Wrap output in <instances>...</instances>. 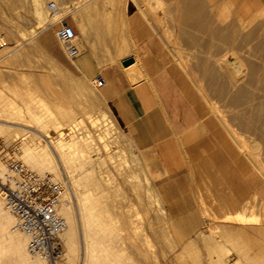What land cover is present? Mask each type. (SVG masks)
<instances>
[{
    "label": "rangeland",
    "instance_id": "1",
    "mask_svg": "<svg viewBox=\"0 0 264 264\" xmlns=\"http://www.w3.org/2000/svg\"><path fill=\"white\" fill-rule=\"evenodd\" d=\"M31 1L33 0H0V123L21 122L18 117H22L21 114L27 116L25 113L28 114L30 110L37 112V115L35 114L37 120H40L41 115L45 113L42 116L44 122L42 119L39 121L43 123L39 124V128L43 131L48 128V131L52 132L53 140L57 142L60 137L57 131L55 132V124L66 127L75 113L80 119L82 118V125L89 129L93 126L92 121L99 119L96 120L99 123H94L93 127H104L100 141L102 147L99 150V159L103 160L101 159V163L97 162L98 160L93 162L94 173L100 177L106 174L107 180L110 179V182H107L109 191L105 190V194L110 196L109 199L119 200L123 195L125 200L127 199V202L123 197L120 199L123 201L122 208L118 207V209L115 206L116 213L132 214L135 210L131 219L133 225H136L137 234L144 231L142 233L144 236L141 238L143 237L145 243L142 239L140 243L143 247L147 246L145 249L149 253L148 256H139L131 252L129 243L124 241V247L130 248L127 250L125 247L124 251L127 252L124 255L129 263L131 261V264H235V262L264 264V234L253 230V227L262 224L264 218V179L248 159L244 157L238 159L236 155L233 157L232 153L240 152V149L208 108L209 102L215 104L216 101L217 105L220 104L219 108L226 110L223 111L226 118L230 119L244 106L245 101L242 100L238 105L236 104L237 106L234 105L238 107L237 109L232 108L234 91L230 90V93L225 90L228 89L226 83L228 77L226 78L227 75L224 73L228 70L226 68L229 63L237 62L236 54H231L235 51L241 54L243 50L249 48V50L253 49V52L260 53L259 49L262 47L261 53L264 54V38L257 35L261 30L260 27H264V18H257L244 30L241 28L242 24H247L257 15L256 13L264 6V0H136L137 2L135 0H43V8L46 10H43L42 14L33 11V6H30ZM48 2H55L60 8L55 17L56 13L48 8ZM144 9L146 15L142 12ZM59 20L68 22L79 35L78 40L76 39L72 45L84 47L74 58L71 50L69 52L65 50L68 44L59 40L56 35ZM137 30L141 31V34L135 35ZM47 34L49 38L45 40L44 36ZM169 43L172 44L171 46L175 44L176 50L181 52L179 54L187 69L189 68L188 71L193 73V79L185 74L186 72L171 54L168 49ZM82 54L89 56V62L95 66L94 73H86L81 67L79 60ZM130 55L134 56L135 60L125 67L122 60ZM226 61L230 62L227 64ZM221 62L222 70H220ZM165 69L172 71L187 97L189 106L195 107L200 113L198 123L196 122L191 130L173 139L170 154L166 157L169 161L164 160L163 155L152 142L139 137L126 112L125 100L120 97L123 93L117 92L121 86H133L138 83L130 80L128 74L130 71L136 75L130 73L133 81H141L150 79L153 74ZM97 75L105 78L106 83L103 86L96 85ZM194 80L197 84H201L198 85L199 88L203 87L201 90H204L203 93L198 92L200 89L198 85L195 86ZM221 85H223V93L218 96L217 92ZM205 97H209L207 98L209 102ZM229 97L232 98L231 101ZM10 115L13 120H10ZM57 119L61 124L57 123ZM229 121L232 123L231 119ZM45 122L50 127H47ZM17 125L10 129L12 131L18 129ZM20 126L24 127L18 125ZM31 126L34 127L35 124ZM117 127L119 134L116 132ZM108 128L114 129V132L110 130L112 135H118L115 143L111 142L113 137L110 138L111 133ZM105 131L108 132V136ZM242 135L247 138L246 133L243 132ZM23 138H26L23 141L28 144L43 145L44 143L41 138L31 135H24ZM3 139L4 137L0 136V159L3 160L5 167L10 160L26 164L22 158L24 151L22 139L10 138L9 141ZM206 141L219 148L235 171L230 172L225 161L223 162L222 155L219 156L215 147L210 145L206 147ZM106 143L107 146H104ZM65 148L66 151L69 150L66 146ZM259 156L263 161L264 155L259 154ZM220 159L223 160L219 161ZM78 160L79 156L76 154L74 159L67 161L66 164L71 163L65 164V168L70 167L67 170L63 169L62 174L65 175L66 188L71 192L76 214L80 217L71 183V178L81 176ZM262 163L264 164V161ZM26 166L29 167L28 164ZM33 170L37 171V169ZM236 178L238 180H235ZM131 180L134 182L131 183ZM137 182L140 186L136 184ZM145 189L150 190L149 193ZM120 193L122 195L119 196ZM128 202L130 204H127ZM124 204L128 206L124 207ZM127 208L131 211L129 212ZM229 225L234 227V230ZM59 243L57 253L60 257L66 253V248L60 240Z\"/></svg>",
    "mask_w": 264,
    "mask_h": 264
},
{
    "label": "bare ground",
    "instance_id": "2",
    "mask_svg": "<svg viewBox=\"0 0 264 264\" xmlns=\"http://www.w3.org/2000/svg\"><path fill=\"white\" fill-rule=\"evenodd\" d=\"M43 0H33L31 1V7L34 8L33 11L38 14H42L43 10H46L43 8ZM96 1V0H95ZM94 1V2H95ZM190 1V0H189ZM30 2V1H29ZM135 2H137L135 0ZM98 3V2H97ZM96 3V4H97ZM188 3V2H186ZM138 4V3H137ZM141 4V3H139ZM142 5V4H141ZM145 6V5H144ZM139 7V5H138ZM141 8V7H140ZM143 8V7H142ZM141 8V9H142ZM58 8L55 11L54 17L57 15V12H59ZM97 9V8H96ZM140 9V10H141ZM225 9V8H224ZM89 10V9H88ZM222 10V9H221ZM61 11V10H60ZM146 10H142L144 14L146 15ZM45 12V11H44ZM48 12V11H47ZM141 12V11H140ZM150 14V13H149ZM253 18L247 24H242V29L244 30L248 25H250L252 22H254L257 18H264V6L260 8V10L256 13ZM228 15V14H227ZM41 16V15H40ZM74 16H76L74 14ZM47 17V15H46ZM147 18L149 16H146ZM145 17V18H146ZM45 18V17H44ZM48 18V17H47ZM53 18V14H52ZM109 18V17H108ZM219 18V17H218ZM78 19V17H77ZM119 19V18H118ZM153 19V18H152ZM222 19V18H221ZM226 19V18H225ZM242 19V18H241ZM43 20V19H42ZM120 20V19H119ZM261 20V19H260ZM151 21V19H150ZM184 21V20H183ZM44 22V20H43ZM152 22V21H151ZM186 22V21H185ZM263 22V21H262ZM38 23V22H37ZM155 23V22H154ZM43 24V23H42ZM209 25V24H208ZM264 25V23H263ZM111 26V25H110ZM114 27V26H113ZM158 27V26H157ZM238 27V26H237ZM263 27V26H262ZM261 28L259 34H257L259 37L264 38V27ZM156 28V27H155ZM259 28V26H258ZM109 29V28H108ZM122 29V28H121ZM218 30V29H217ZM247 30V29H246ZM259 30V29H257ZM110 31V30H109ZM192 31V29H191ZM220 31V30H219ZM158 32V31H157ZM161 32V31H159ZM169 32V31H168ZM186 32V31H185ZM223 32V31H222ZM236 32V31H235ZM244 32V31H243ZM249 32V31H248ZM254 32V31H253ZM163 33V32H161ZM160 33V36L162 35ZM171 33V32H170ZM213 33V32H212ZM240 34V32H238ZM257 33V31H256ZM253 34V33H252ZM251 34V35H252ZM165 35V34H163ZM255 35V32H254ZM252 35V36H254ZM122 36V35H121ZM194 36V35H193ZM239 36V35H238ZM243 37V35H241ZM178 37V36H177ZM241 37V38H242ZM49 34L44 36L45 40H48ZM78 36H76L74 39H77ZM184 38V37H183ZM182 38V39H183ZM222 38V37H221ZM251 38V37H250ZM165 39V38H164ZM173 39V38H172ZM180 39V38H179ZM193 39V38H191ZM252 39V38H251ZM3 40V39H2ZM166 40V39H165ZM170 40V39H169ZM178 40V39H177ZM184 40V39H183ZM213 40V39H212ZM263 40V39H262ZM187 41V40H186ZM202 41V39L200 40ZM252 41V40H251ZM167 44L168 41L166 40ZM181 42V41H180ZM172 43V42H171ZM188 43V42H187ZM194 43V42H193ZM221 43V42H220ZM234 43V42H233ZM241 43V42H240ZM259 43V42H258ZM170 44V43H169ZM201 44V43H200ZM172 44L168 45V49L170 50L171 54L175 57L177 60L178 64L182 67L185 74L189 75L192 78V74L190 73L189 68L187 69V66L185 62L183 61L181 55L175 48L174 46H171ZM229 46V45H228ZM40 47V46H39ZM186 47V46H185ZM198 47V46H196ZM213 47V45H212ZM252 47V46H251ZM183 48V47H182ZM193 48V47H192ZM202 48V47H201ZM225 48V47H224ZM242 48V47H241ZM187 49V48H186ZM168 50V51H169ZM196 50V49H195ZM253 49L249 50L245 49L241 54H238L233 52L231 54H236V57L238 58L237 62L235 63H229L230 61H226L228 68H226V78L228 77V92H233V99L231 97L230 101L231 104L233 105L232 108L238 105V102L244 100V106L239 109L237 112H235L234 115L229 114L231 117V122L229 123L230 119L226 118V115L224 114L221 108H219L216 104L209 102V97H205L207 101L209 102L208 108L210 109L211 113H213L217 119L219 120L220 124L224 126V128L227 130L228 134L230 135V139L234 141V143L238 146L240 149V152H235L232 153L233 157L234 155L238 156V159L240 157H244V159H248V161L253 165V167L256 169V171L259 172L260 176L264 179V164L262 163L261 159L259 158V154L264 155V54L261 53L262 47L260 53L258 52H253ZM224 51V50H223ZM256 51V50H255ZM207 52V51H206ZM225 54V53H224ZM229 54V52H228ZM206 55V54H205ZM227 56V54H225ZM222 56V55H221ZM203 57V56H202ZM212 57V56H211ZM235 57V56H234ZM235 57V58H236ZM187 58H189L187 56ZM186 58V62L187 59ZM226 58V57H225ZM185 59V57H184ZM203 59V58H202ZM209 60V59H208ZM234 60V59H233ZM195 61V60H194ZM225 61H223L224 63ZM217 63V61H216ZM160 65V63H159ZM222 62L220 63V70L221 69ZM165 67V66H164ZM209 67V66H208ZM194 68V67H193ZM192 69V67H191ZM193 70V69H192ZM196 73V71H195ZM143 74V73H142ZM219 75V74H218ZM222 75V74H221ZM219 75V76H221ZM207 76V75H206ZM212 76V75H211ZM188 77V76H187ZM224 77V75H223ZM207 78V77H205ZM193 79V78H192ZM201 79V78H200ZM217 80V79H216ZM192 81V80H191ZM195 81V80H194ZM197 81V79H196ZM194 82L197 86L200 83ZM198 82V81H197ZM194 85V84H193ZM201 85V84H200ZM198 85V88L200 87ZM205 85V84H204ZM203 85V86H204ZM212 86V85H211ZM205 87V86H204ZM196 88V87H195ZM203 87L199 88L200 91L202 92ZM214 88V87H213ZM214 90V89H213ZM207 91V90H206ZM224 91V92H227ZM230 92V93H231ZM206 93V92H204ZM218 96H221L223 93V85L218 90ZM228 94V93H225ZM233 94V93H232ZM32 96V95H31ZM37 96V95H36ZM207 96V94H206ZM227 96V95H226ZM212 97V96H211ZM222 98V97H221ZM28 99V98H27ZM42 98H40L41 100ZM216 99V98H215ZM213 98V100H215ZM218 100V98H217ZM212 101V100H211ZM29 102V101H28ZM206 102V100H205ZM214 102V101H213ZM225 102V99H224ZM230 103V102H229ZM242 103V102H241ZM208 104V103H206ZM227 104V103H226ZM237 104V105H236ZM45 105V104H44ZM235 105V106H234ZM224 106V105H223ZM228 106V105H227ZM226 106V107H227ZM231 107H229L231 109ZM29 108V107H28ZM236 108V107H235ZM238 108V107H237ZM236 108V109H237ZM34 109V108H32ZM227 109V108H226ZM229 109V110H230ZM232 110V109H231ZM234 110V109H233ZM1 111V110H0ZM29 111V110H28ZM235 111V110H234ZM233 111V112H234ZM16 112V111H15ZM21 113V111H19ZM36 112V111H35ZM33 110L29 111L28 114L25 113L27 116L22 115V117H18V120L20 119L21 122L15 123L14 121H3L4 123H0V136L4 137V139L8 140L10 138H13L14 140H17L18 138L22 139L21 141H25L26 138H23L24 135H31L35 138H41L44 140L43 145H36V144H28L26 142H21L23 144L24 151L23 152V160L30 169H37V171H40V173H46L49 172L54 175L56 180L59 182L64 183V176L62 174L63 169L67 170L68 168H65V164L67 161L74 159V156L76 154L79 156V165L81 168V176L78 178H71V183H72V188L74 189V193L76 196V200L78 203V210H79V215L80 217L77 216L75 207L73 205V200L71 198V195L66 188L64 198H63V203L60 208V212L62 215L65 217L67 221V228L59 234V240L61 243L66 248V253L64 255H61L58 257L56 260L48 257V256H42V255H36L33 256L31 255L28 250H27V237L19 230H16L14 228L15 225V217L7 210L5 201L3 198V195L1 193V183H0V264H131V261H127V257L124 255L125 247L123 245L124 241H127L130 245V248L132 249L131 252H134L135 254L139 256H148L147 254V246L143 247L142 244L140 243L142 233L137 234L135 226L133 225V220L131 219L133 217V211L132 216L130 214H118L115 212L114 209H117L118 207L122 206L123 201H120V199L124 196H122L119 200L115 199H109L107 194H105V190H108V183L110 182V179L107 180L105 176L106 174L103 175L102 177L96 175L94 173V168H93V162L98 160L97 162L101 163L103 160L102 158L99 159L100 157V147H102V144L100 143L102 135L104 133V127L100 126L103 128H100L99 126L93 127L94 123H97L96 120H99L98 118L93 123V128L90 127H84L82 125V118L80 119V116L73 119L71 122H69L66 127H60L55 124V121L53 124L56 125L55 132L57 131L59 135V140L56 142L53 140V137L51 136L52 132L48 131L45 129L44 131L39 128V124L44 122L43 120H37L35 114L37 115V112L35 113ZM5 113V112H4ZM12 113V112H11ZM10 113V114H11ZM14 113V112H13ZM96 113V112H95ZM227 113V112H226ZM232 113V111H231ZM19 114V113H18ZM94 114V113H93ZM233 114V113H232ZM2 115V114H1ZM5 115V114H4ZM40 115V114H39ZM7 116H8V111H7ZM14 116V115H13ZM16 116V115H15ZM14 116V117H15ZM106 116V115H105ZM5 117V116H3ZM53 117V116H52ZM82 117V116H81ZM10 120H13L14 118L11 117L10 115ZM13 118V119H12ZM90 118V117H89ZM92 118V116H91ZM113 118V117H112ZM111 118V119H112ZM205 118V117H204ZM1 119V118H0ZM55 119V118H54ZM110 119V120H111ZM216 119V120H217ZM227 119H229L227 121ZM236 119V121H234ZM116 120V119H115ZM111 120V121H115ZM202 120V119H201ZM200 120V121H201ZM17 121V120H16ZM42 121V122H39ZM47 121H49L47 119ZM57 123H60L59 120L57 119ZM90 121V120H89ZM106 121V120H105ZM199 121V122H200ZM2 122V121H1ZM24 122V123H22ZM52 122V121H51ZM50 122V123H51ZM46 123V122H45ZM99 123V122H98ZM97 123V124H98ZM113 123V122H112ZM198 123V122H197ZM15 124L22 125L24 127H17L18 129H14L13 131L10 129L11 127H15ZM35 124L34 127L31 125ZM43 124V123H42ZM47 124V123H46ZM52 124V126H53ZM61 124V123H60ZM84 124V123H83ZM91 124V123H90ZM204 124V123H203ZM50 125V124H49ZM85 125V124H84ZM92 125V124H91ZM96 125V124H95ZM114 125V123H113ZM118 125V124H116ZM65 126V125H64ZM13 127V128H14ZM43 127H45L43 125ZM47 127L48 126L47 124ZM55 127V126H54ZM53 127V128H54ZM99 127V128H98ZM111 127V126H110ZM113 127V126H112ZM120 127V126H118ZM117 127V128H118ZM173 127V126H172ZM52 128V127H51ZM50 128V129H51ZM223 128V127H222ZM116 129V128H115ZM109 130V128H108ZM110 130H114L113 128ZM109 130V133L111 131ZM25 131V132H24ZM119 131L116 129V132ZM174 132L176 130H173ZM106 132V131H105ZM114 132V131H113ZM247 134V138H245L242 133ZM106 132L105 134H107ZM118 133V132H117ZM122 133V132H121ZM104 134V135H105ZM111 135L109 134L111 139V142L115 143V139L118 137V135ZM119 134V133H118ZM227 134V135H228ZM53 135V134H52ZM55 135V134H54ZM106 136V135H105ZM108 136V134H107ZM122 136V135H121ZM180 136V135H178ZM193 136V134H192ZM197 136V134H196ZM120 137V136H119ZM177 137V136H176ZM194 137V136H193ZM55 138V137H54ZM125 138V137H124ZM190 138V137H189ZM196 138V137H195ZM194 138V139H195ZM3 139V141H4ZM100 139V140H99ZM104 139V138H103ZM128 139V138H127ZM179 139V138H178ZM177 139V140H178ZM193 139V138H192ZM190 139V140H192ZM204 139V137H203ZM207 139V137H206ZM40 140V139H39ZM56 140V138H55ZM118 140V139H117ZM199 140V139H198ZM202 140V139H201ZM209 140V139H208ZM6 141V142H8ZM28 141V139H27ZM200 141V140H199ZM205 141V140H204ZM203 141V143H204ZM29 142V141H28ZM40 142V141H39ZM103 142V141H102ZM131 142V141H130ZM104 143V142H103ZM108 143V142H107ZM107 143L104 146H107ZM121 143V142H120ZM182 143V142H181ZM193 143V142H192ZM6 144V143H5ZM40 144V143H39ZM101 144V145H100ZM195 145V143H193ZM205 144V143H204ZM109 145V143H108ZM182 145V144H181ZM200 145V144H198ZM213 146L215 149H217V152L222 155L223 159H220L219 161L223 160L225 161L226 166L228 169L231 171H235L234 168L231 166V164L228 162V160L224 157V155L220 152L219 148L214 145L213 143H207L206 141V147L207 146ZM235 145V146H236ZM3 146V145H2ZM12 146V145H11ZM65 146L69 149L66 151ZM103 146V148H105ZM196 146V145H195ZM21 147V146H20ZM118 147V146H117ZM22 148V147H21ZM119 148V147H118ZM196 148V147H195ZM109 149V148H108ZM193 149V146H192ZM22 150V149H21ZM187 150V149H186ZM191 149H189L190 151ZM204 150V149H203ZM213 150V149H212ZM119 151V150H118ZM125 151V150H124ZM196 151V149H195ZM197 152V151H196ZM18 153V152H17ZM189 153V152H188ZM214 153V152H213ZM122 154V152H121ZM199 154V153H198ZM21 155V154H20ZM114 155V154H113ZM188 155V154H187ZM193 155V154H192ZM196 155V154H195ZM108 156V155H107ZM110 156V155H109ZM112 156V155H111ZM218 156V154H217ZM216 156V157H217ZM20 157V156H19ZM121 157V156H120ZM221 157V158H222ZM246 157V158H245ZM78 158V157H77ZM5 159V158H4ZM102 159V160H101ZM105 159V158H104ZM115 160V158H114ZM119 160V159H118ZM197 160V159H196ZM208 160V159H207ZM3 160L0 159V178H3L4 175L6 174L7 171V166L5 167ZM74 161V160H73ZM110 161V160H107ZM186 161V160H185ZM198 161V160H197ZM204 161V159H203ZM104 162V161H103ZM115 164V161H113ZM112 162V163H113ZM118 162V161H117ZM120 162V161H119ZM187 162V161H186ZM69 163V162H68ZM67 163V164H68ZM71 163V162H70ZM69 163V164H70ZM111 163V164H112ZM220 163V162H218ZM25 164V165H26ZM66 164V165H67ZM78 164V163H77ZM250 164V165H251ZM62 165V166H61ZM113 165V164H112ZM117 165V164H116ZM73 166V165H72ZM101 166H103L101 164ZM123 166V165H122ZM201 166V165H200ZM218 166V165H217ZM224 166V165H223ZM75 167V164H74ZM77 167V166H76ZM100 167V166H99ZM113 167V166H112ZM145 167V166H144ZM206 167V165H205ZM226 167V168H227ZM126 168V167H125ZM124 168V169H125ZM146 168V167H145ZM72 169V167H71ZM76 169V168H75ZM73 169V170H75ZM101 169V167H100ZM104 169V167H103ZM115 169V168H114ZM121 169V168H120ZM189 169V168H188ZM196 169V168H195ZM200 169V168H199ZM206 169V168H205ZM204 169V170H205ZM96 170V169H95ZM102 170V169H101ZM100 170V171H101ZM109 170V169H108ZM107 170V171H108ZM119 171V169H116ZM201 170V169H200ZM69 171V170H68ZM67 171V173H68ZM202 171V170H201ZM66 172V171H65ZM64 172V173H65ZM99 172V171H98ZM123 172V170L121 171ZM132 172V171H131ZM198 172V170H197ZM196 172V173H197ZM204 172V171H203ZM118 173V172H117ZM79 175V173H77ZM108 174V173H107ZM127 174V172H126ZM129 174V173H128ZM131 174V173H130ZM119 175V174H117ZM125 175V174H124ZM195 175V174H194ZM198 175V173H197ZM74 176V175H73ZM131 176V175H130ZM200 176V175H199ZM198 176V177H199ZM69 177V176H68ZM118 177V176H117ZM123 176L121 175V178ZM127 177V176H126ZM133 177V176H132ZM206 177V176H204ZM237 177V175H235ZM109 178V177H108ZM129 178V177H128ZM120 179V178H119ZM123 179V178H122ZM130 179H132L130 177ZM129 179V180H130ZM140 179V178H139ZM138 179V180H139ZM200 179V178H199ZM198 179V180H199ZM112 180V179H111ZM114 180V179H113ZM117 180V179H116ZM133 180V179H132ZM130 181L131 183L134 181ZM183 180V179H182ZM201 180V179H200ZM235 180H238L236 178ZM115 181V180H114ZM128 181V180H127ZM140 181V180H139ZM138 181V182H139ZM148 181V180H147ZM250 180H248L249 182ZM117 182V181H116ZM124 182V181H123ZM130 182H124L129 184ZM136 183L137 185L140 183ZM183 182V181H182ZM264 182V181H263ZM149 183V182H148ZM111 184V183H109ZM126 184V185H127ZM193 184V183H191ZM240 184V183H239ZM125 185V184H124ZM134 185V184H133ZM132 185V186H133ZM142 185V183H141ZM249 185L251 186L250 182ZM66 186V184H65ZM118 186V185H117ZM130 186V185H129ZM130 186V187H132ZM140 186V184H139ZM195 186V185H194ZM193 186V187H194ZM243 186V185H242ZM114 187V186H113ZM137 187V186H136ZM159 187V186H158ZM243 188V187H242ZM117 189V187H116ZM132 189V188H131ZM135 189V188H134ZM133 189V191H134ZM138 189V187H137ZM143 189V188H142ZM147 189V188H146ZM145 189V190H146ZM139 190H141L139 188ZM153 190V189H152ZM159 190V188H158ZM228 190V189H227ZM245 190V189H244ZM73 191V190H72ZM109 191V190H108ZM107 191V192H108ZM142 191V190H141ZM148 191V190H146ZM150 191V190H149ZM148 191V193H149ZM112 192V191H110ZM189 192V191H188ZM228 192V191H227ZM192 193V192H191ZM147 194V193H146ZM118 195V194H117ZM116 195V196H117ZM122 195L121 193L119 196ZM149 195V194H148ZM117 196V197H119ZM128 196V195H127ZM143 196V195H142ZM252 196V195H250ZM259 196V195H257ZM146 197V196H145ZM253 197V196H252ZM250 197L252 200L254 198ZM113 198V197H112ZM124 198V197H123ZM258 198V197H257ZM132 199V198H131ZM130 199V201H131ZM134 199V198H133ZM142 199V197H141ZM157 199V198H156ZM259 199V198H258ZM261 199V198H260ZM125 200V198H124ZM127 200V199H126ZM125 200V202H127ZM138 200V198H137ZM164 200V199H163ZM262 200V199H261ZM129 201V200H128ZM146 201V200H145ZM213 201V200H212ZM228 201V200H227ZM133 202V201H132ZM140 202V201H139ZM162 202V201H161ZM176 202V201H175ZM210 202V201H209ZM252 202V201H251ZM250 202V203H251ZM258 202V200H257ZM150 202H148L149 204ZM248 203V202H247ZM256 203V202H255ZM261 203V201L259 202ZM127 204H130L128 202ZM201 204V203H200ZM257 204V203H256ZM125 205V204H124ZM158 205V204H157ZM247 205V204H245ZM250 205V204H249ZM253 205V204H252ZM251 205V206H252ZM115 206L117 208H115ZM128 205H125L126 207ZM140 206V205H139ZM243 206V205H241ZM249 206V207H251ZM254 206V205H253ZM264 206V205H263ZM134 207V206H133ZM260 207V206H259ZM258 207V208H259ZM122 208V207H121ZM253 208V207H252ZM248 208V209H252ZM261 208V207H260ZM263 208V207H262ZM119 209V208H118ZM132 209V208H131ZM245 209V207H244ZM122 210V209H121ZM128 210V208H127ZM145 210V209H144ZM124 211V210H123ZM129 211V210H128ZM131 211V210H130ZM129 211V212H130ZM244 212V210H241ZM259 210H257L258 212ZM262 211V210H261ZM260 211V212H261ZM223 212V211H222ZM264 212V210H263ZM224 213V212H223ZM249 213V212H248ZM256 213V212H255ZM262 214V213H261ZM260 214V215H261ZM249 214H246V216ZM257 215V214H256ZM262 216V215H261ZM264 216V215H263ZM236 219V218H235ZM158 220V219H157ZM156 220V221H157ZM80 221V222H79ZM262 221V220H261ZM240 226V225H239ZM230 227V225H229ZM250 227V226H249ZM248 229H251L249 228ZM137 228V227H136ZM231 229L234 230V227H230ZM238 229V228H237ZM223 230V229H222ZM252 230V229H251ZM254 231H260L262 234H264V218L262 221V224L259 225L258 227H253ZM123 231H125L123 233ZM226 231V230H225ZM164 232V231H163ZM218 232V231H217ZM232 232V231H231ZM246 232V231H245ZM159 233V231H158ZM161 233V231H160ZM233 233V232H232ZM251 233V231H250ZM256 233V234H257ZM162 234V233H161ZM218 234V233H217ZM226 234V233H225ZM212 235V234H211ZM219 235V234H218ZM237 235V234H236ZM259 235V234H258ZM148 236V235H147ZM146 236V237H147ZM144 237V238H146ZM222 237V236H221ZM129 241H128V240ZM144 239H142L143 241ZM83 241V242H82ZM169 241V240H168ZM226 241V240H225ZM125 242V245L126 243ZM144 242V241H143ZM152 242V241H151ZM221 242V241H220ZM145 243V242H144ZM143 243V244H144ZM150 243V240H149ZM128 245V244H127ZM148 245V244H147ZM229 245V244H228ZM154 246V245H153ZM225 246V245H224ZM161 247V246H160ZM171 247V246H170ZM175 247V246H174ZM129 248V249H130ZM149 248V247H148ZM127 249V247H126ZM127 249V250H129ZM223 249V248H221ZM161 250V249H160ZM149 251V250H148ZM152 251V250H151ZM224 252V251H223ZM153 253V252H152ZM132 254V253H131ZM233 254V253H232ZM153 255V254H152ZM252 255V254H251ZM131 256V255H130ZM133 256V255H132ZM152 257V256H151ZM243 258V257H242ZM142 259V258H141ZM153 260V259H152ZM244 260V259H243ZM148 261V260H147ZM146 261V262H147ZM245 261V260H244ZM248 261V260H246ZM140 262V261H139ZM245 263V262H244ZM148 264V263H146ZM154 264V263H153ZM236 264V262H235ZM251 264V263H250Z\"/></svg>",
    "mask_w": 264,
    "mask_h": 264
},
{
    "label": "built area",
    "instance_id": "3",
    "mask_svg": "<svg viewBox=\"0 0 264 264\" xmlns=\"http://www.w3.org/2000/svg\"><path fill=\"white\" fill-rule=\"evenodd\" d=\"M47 5L52 11L59 8L55 2ZM56 35L68 44L77 32L68 22L59 20ZM74 49L69 44V50ZM95 82L97 86H103L106 80L98 75ZM0 183L6 208L15 217L14 228L27 237L28 252L56 260L59 257V234L67 228V221L60 212L65 184L56 180L54 175L39 173L17 160L8 162Z\"/></svg>",
    "mask_w": 264,
    "mask_h": 264
},
{
    "label": "crops",
    "instance_id": "4",
    "mask_svg": "<svg viewBox=\"0 0 264 264\" xmlns=\"http://www.w3.org/2000/svg\"><path fill=\"white\" fill-rule=\"evenodd\" d=\"M139 34L141 31L137 30L135 35ZM77 36L79 38L78 34ZM75 40H71L65 46L66 52H69V44L74 43ZM74 47L75 49L71 50L73 58L84 48L79 45ZM130 57L135 60L132 55L124 57L123 60ZM79 63L86 73L95 72V66L89 62L88 55L82 54ZM130 73L133 72H128L130 80L138 83L133 86H121L117 92L123 93L120 97L125 100L126 112L130 116L133 129L138 132L141 139L152 142L165 160L170 154L173 139L191 130L199 120L200 113L195 107L189 106L187 97L171 70H161L153 74L150 79L141 81L138 77L136 79L138 81H133ZM77 117L75 113L71 121Z\"/></svg>",
    "mask_w": 264,
    "mask_h": 264
},
{
    "label": "water",
    "instance_id": "5",
    "mask_svg": "<svg viewBox=\"0 0 264 264\" xmlns=\"http://www.w3.org/2000/svg\"><path fill=\"white\" fill-rule=\"evenodd\" d=\"M133 62H134V60L131 57L122 61L124 66H128V65L132 64Z\"/></svg>",
    "mask_w": 264,
    "mask_h": 264
}]
</instances>
